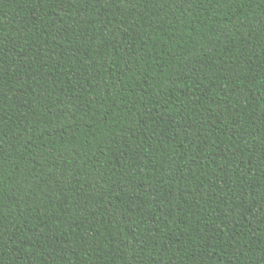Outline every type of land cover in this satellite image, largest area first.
<instances>
[{"label":"trees","instance_id":"trees-1","mask_svg":"<svg viewBox=\"0 0 264 264\" xmlns=\"http://www.w3.org/2000/svg\"><path fill=\"white\" fill-rule=\"evenodd\" d=\"M0 264H264V0H0Z\"/></svg>","mask_w":264,"mask_h":264}]
</instances>
